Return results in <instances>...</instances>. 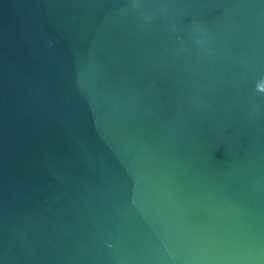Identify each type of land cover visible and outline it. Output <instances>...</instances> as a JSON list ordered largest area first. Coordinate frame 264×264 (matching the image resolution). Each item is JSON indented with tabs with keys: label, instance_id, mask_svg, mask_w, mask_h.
<instances>
[{
	"label": "water",
	"instance_id": "95a60500",
	"mask_svg": "<svg viewBox=\"0 0 264 264\" xmlns=\"http://www.w3.org/2000/svg\"><path fill=\"white\" fill-rule=\"evenodd\" d=\"M0 264H264V0H0Z\"/></svg>",
	"mask_w": 264,
	"mask_h": 264
}]
</instances>
